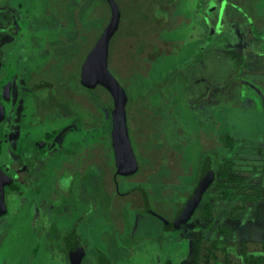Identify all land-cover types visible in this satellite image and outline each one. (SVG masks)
<instances>
[{"label": "rangeland", "instance_id": "1", "mask_svg": "<svg viewBox=\"0 0 264 264\" xmlns=\"http://www.w3.org/2000/svg\"><path fill=\"white\" fill-rule=\"evenodd\" d=\"M21 1L20 8L27 9L31 17L32 26L29 32L32 35H29L30 41L25 50L27 58L23 61V65L20 62L18 66L16 62L17 70L26 73V78L30 79L29 86L39 83L40 80L53 84L50 91L44 89L33 94L34 117L40 119V104H46L53 109L57 104L63 107L62 103H66L64 107L67 108L61 110L63 113L74 110L81 117L87 118L88 114L82 111L84 109L79 108L78 102L70 101L67 95L70 93L69 89H74V85L78 82L79 68L86 52L95 43L109 20L110 15L106 11L104 2L102 0ZM200 1L115 0L122 16L119 30L110 41L108 68L129 96L126 106L127 125L140 167L135 176L118 179V189L120 192H126L136 186L142 187L148 194L152 208L160 215L169 218L190 192L205 161V158L204 160L202 158L204 151L208 152L211 158L214 157V145L207 146L206 150L201 149L199 145L201 141L198 138L199 133L204 131L208 136L228 135L242 145V150H237L230 156L234 160L233 169L237 175L248 179L250 189L255 190L261 184L262 190L255 203L242 205L217 199L209 201L211 218L195 217L175 234H168L171 236H157L161 229L160 224L148 215H134L131 221H126L125 227L114 219L110 222L112 227L110 226L107 243H110V238H113L112 242L118 243L117 238L120 239L121 233L125 230L137 233L139 238L149 237L147 240L137 242L138 248L132 250L131 262L126 261V264H165L166 261L171 264H241L243 256L260 257L261 264H264V173L261 174L264 158L257 153L259 149L264 150V48L259 51L264 44L251 42L253 32L245 18L247 16L259 33H264V0H203L204 6L205 3H211L212 8L209 12H212L213 19L222 10L223 23L218 29L225 31L223 37H227L229 45L225 48L221 43L218 48H225L229 56L230 53L234 57L240 55L238 57H241L240 64L237 65L232 64L230 59L218 58L217 54L213 55L209 52L207 55L210 58H206L205 55L199 64H195L194 55L199 46L207 40L210 32V27H205L206 16L202 13L197 14L201 12L198 6ZM3 2L4 0H0V3ZM12 5V9L16 7L15 4ZM5 7L6 5H0V11ZM236 8L242 9V12L237 13L239 16L237 18L240 22L238 24L244 25L243 40L248 42L250 48L257 49L255 51L258 52V56L253 55L251 50H245L246 43H240L239 34L235 29L229 28L230 23L234 22L231 14ZM44 12H50L52 17L49 20L54 21H47V18L43 17ZM4 17L5 12H0V45L6 55V51L11 46H15L20 39V33H18L19 28H14L6 34ZM210 22L212 23V20ZM18 23L23 26L22 23ZM54 23L56 26H61L57 32H54V29L48 30L47 27L40 30V26L50 24L53 26ZM55 35L60 39L56 41L66 43L59 52L56 51L60 55H55L56 60L53 62L49 60L50 54H47V57L40 54V45L43 44L42 41L54 39ZM42 47L45 52L50 51L49 46L43 44ZM241 50L247 52L241 53ZM67 52L69 53L62 54ZM184 65H189L185 71L188 75L194 76L192 72L193 70L196 72L197 68L201 70L194 78L190 77L188 88L189 91L195 89L192 85L193 81L197 86L199 85L202 97L201 100L199 97L196 98H199L197 101H201V104L188 105L186 98L187 95L189 96V91L184 90L185 92L180 95L182 85L178 84L174 87L176 94L170 98L173 99L172 106L168 108L164 105L166 95H160V81L172 70L180 69ZM226 66L236 70L231 72ZM229 79L232 81L229 82ZM17 89L23 92L24 86L20 85ZM98 94L105 95L101 89L98 90ZM191 99L193 101L195 98L190 97L189 100ZM29 101L31 100L25 98L22 100L23 114L32 111V106L28 105ZM49 101L51 104L47 103ZM99 109L96 104L97 112L93 113V125L97 128L92 131L94 145L92 155L88 153V157L62 162L73 178L77 171L86 168L88 159L92 163L98 161L97 163L102 167L103 163H108V160L104 161L101 156L107 152L104 148L106 153L101 150L103 138H99L104 135V130L99 128L102 122ZM175 113L178 114L180 126L186 131L185 135L190 139L191 144L177 143L171 152L168 151L170 153L168 155L167 151V154L162 153V144L168 140L169 134L175 131V123L174 120L172 121L173 117H176ZM10 115H12L10 118L0 123L4 145L8 148L16 137L12 134L15 113ZM28 122L32 125L34 121L30 119ZM148 129L154 135L152 141L160 142L155 146L153 155H149L151 152L143 149L142 144L143 134L149 131ZM71 130L79 132L77 121L73 123ZM180 133L183 134V131L181 130ZM156 135H161V138L157 140ZM183 136H180L182 141ZM32 138L30 136L23 143L24 151L31 148ZM80 139L81 136L71 133L66 142L74 145L79 143ZM147 157H153V160ZM154 163L160 168V174L157 176L148 173V167H154ZM46 170V176L42 180L44 185H48L53 180V174L49 179L50 171L53 169L48 166ZM69 180V177L58 182L56 180L53 183L56 187L51 190L49 197L62 200L68 195L65 192ZM38 184H40V172L35 176L34 181H29L30 191L24 199L23 207L14 215L15 218L7 219L5 225L0 223V238L5 239L9 234L2 243V253L8 251L11 260L18 259L20 264H58L56 259L48 258L46 255L41 256L42 246L39 240H35L30 229L22 225L21 217L28 219L24 222L29 223L28 217H31L40 202V196L34 192ZM90 185L91 190H96L95 175ZM105 194L104 191L94 198L105 204L107 200ZM121 199L128 201V197ZM104 209L107 212L112 211L109 204H106ZM10 211L12 212V209ZM56 225L58 228H64L63 226L66 225L69 227L70 223L66 224L64 220H58ZM37 227L39 228L37 233H40V222ZM8 258H3L1 264H10Z\"/></svg>", "mask_w": 264, "mask_h": 264}, {"label": "flooded vegetation", "instance_id": "2", "mask_svg": "<svg viewBox=\"0 0 264 264\" xmlns=\"http://www.w3.org/2000/svg\"><path fill=\"white\" fill-rule=\"evenodd\" d=\"M102 1L106 6V11L109 12L110 15L108 3L106 0ZM199 3L198 6L201 12H197V14L202 13L203 15L205 12L204 1L201 0ZM12 4L16 5V7L13 9L11 8L13 7ZM0 5H6V7L0 11L5 12L4 21L5 26L7 27L4 29V31H6V34L12 31L14 28H19L18 33H20V39L17 40L15 46H11L10 49L6 51L7 56L0 45V74H2L0 78V123L10 118L12 116L10 115L11 113H15L13 120L14 132L11 133L16 135L10 147L8 148L4 145L3 136L0 132V167L3 173L9 178L8 183L3 186V205H0V223L5 225L6 220L14 217L18 209L23 207L24 199L30 191L28 183L31 180L34 181L35 176H37L39 172L40 184L37 185V188L34 192L40 196V202L38 203L36 210H33L34 212H32L31 217H28L30 218L29 223L24 222L28 219L21 217L23 222L22 225L27 227L28 230L30 229V232L33 234L35 240H39L40 246H42V249H44L42 252V249L40 250L41 256L43 257L46 255L48 258L56 259L58 264H126V261L131 262L132 250L138 248L137 242L141 240H147L149 237L143 236L142 238H139L137 233L128 232L125 230V232L121 233L122 237L120 239L117 238L118 243L112 242L113 238H110V243H107L110 226L112 227L110 222H113L114 219H117V221L122 223L125 227L126 221H131L134 215H148L156 219L160 224L161 229L157 236H171L168 234H175V232L179 231L187 222L195 218H188L186 220L183 219L185 213H187L191 207H194V209L198 210V207L203 201L204 195H202L201 199H199L197 202L194 200V202L191 203L194 198L193 195H195V189L199 182L203 164L200 167L197 180L191 187L190 192L185 196L184 202L179 205L175 213H173L169 218L160 215L152 208L149 202L148 194L142 187L136 186L126 192L119 191L118 179L135 176L139 172L140 167L132 147V151L138 166L137 171L130 175L118 172L111 140V111L113 107V101L111 108L99 106L102 116V122L99 128L104 130V135L99 139L103 138L101 141V150L104 148L107 152V154H102L101 156L104 161L107 159L108 163H103L104 166L102 167L97 163L98 161L92 163V161L87 158L88 163L83 171H77L74 178L73 176L69 175V171L64 168L65 164H62V162H70L73 161V159L76 160L78 158L88 157L87 154L89 153L92 155L93 152L94 145L92 143V131L97 128L95 127L96 125H93V113L97 112L96 105L94 106L93 104V91L90 88H86L84 86H82L83 88H79L80 86H78L76 83V85H74V89L70 87V93L67 95L70 101L73 100L78 102L80 105L79 108L84 109L82 111H85V113L88 114L87 118L81 117L78 112L76 111V113L74 110L69 111V113L67 112L68 114L63 113L61 110L67 108L64 107L66 103H62L64 108L62 105L57 104L55 106L56 108L53 109L46 104H40V119L38 120V118H35L33 94L44 89L50 91L53 88V84H51L49 81L40 80L39 83L29 86L28 82L30 79L26 78V73L21 72V70H17L16 62L18 63V66L20 62V64L23 65V61H25V58H27V53L25 50H27L28 43L30 41L28 40L29 35H32L29 32V29L32 26L30 21L31 17L28 15L29 11L27 9L24 7L20 8L22 5L21 0H4V2L0 3ZM219 12H222V10ZM238 12H242V9L240 10L236 8V10H234V12L231 14V17L233 18L232 20H234L231 29L236 30V32L239 34L237 35L240 37V43H243L245 42L243 40L244 37L242 32L244 25L238 24ZM121 16L122 15L120 12V20ZM43 17L47 18V21H54L49 20L52 17L50 12H44ZM245 18L252 30V22L249 21L247 16H245ZM109 20L106 26L100 32L97 40L107 27ZM18 22L22 23L23 26L21 27ZM46 27L48 30L54 29V32H57L58 29L61 28V26H56L54 23L53 26H51V24L40 26V30H44ZM79 31L81 32V29H79ZM252 35L253 37L255 36L254 33ZM41 37L42 35L40 33V38ZM113 37L110 39V41L113 39ZM253 37L251 42L253 41ZM57 39L60 40L59 36L55 35L54 39L42 41L43 44L49 46V52L48 50L45 52V49L43 47L41 48L43 44L40 45V54L42 56L46 55V57L47 54H50L49 60L53 62L56 60L55 55H60L59 53H56V51L59 52L60 48H63L64 43H66L63 41L58 42L56 41ZM97 40L95 43H93L89 51L86 52L82 64L86 56L96 44ZM204 43L200 45L199 48L203 46ZM245 43L247 45L245 50L248 49L252 51V47L250 48V46L247 44L248 42ZM245 50H241V53H243ZM68 53L69 52L62 54ZM108 60L109 49L107 67ZM82 64L78 72L79 80H81ZM22 65L21 67L23 68ZM22 75L23 77H21ZM112 76L114 77V75ZM20 80H22L21 83ZM20 85L24 86L23 92L21 89H17ZM18 91L21 92L19 95ZM23 98L31 100L28 102V105L32 106V111H24L26 114L22 113ZM47 103H50V101ZM22 115L24 116L23 118ZM30 119L34 121L32 125H30L28 122ZM75 121L78 122V127L80 129L79 132H73L74 130H71V127ZM25 123L26 125L24 126ZM71 133L81 136L80 141H78L79 143L73 145L66 142ZM30 136L33 137L31 148L24 151L23 143ZM108 136L110 138L111 149L109 148ZM29 154L31 156H29ZM154 159H156V157ZM48 166L49 168L53 169V171L49 170V179L53 174V180H51L48 185H44L42 180L46 176L45 174L47 172L46 169ZM151 169L152 168L148 170L149 175L151 174L152 176H157V174H160L159 170L157 171L155 169ZM93 175L96 176V190H91L90 184ZM76 176H78V178H75ZM68 177L70 180L65 192L68 193V195L64 196L62 200L60 198L56 199L55 197H49L51 190L56 187L53 185V183H55L56 180L58 182L60 180L67 179ZM212 184L213 182L206 188V190H209ZM104 191L106 192L105 195L107 196L105 204H103V201H99L98 199L96 200L94 198ZM123 197H128V201H123L121 199ZM145 198L147 199L152 213L147 212L145 209ZM189 202L191 204L188 205ZM106 204L110 205L112 211L107 212L104 209ZM11 209L12 212L10 211ZM106 212L107 214H105ZM58 220H64L66 224L70 223L69 227L66 225L63 226L64 228H58L56 225ZM39 222L40 233H37L39 230L37 227ZM92 224L96 225V229ZM2 234L6 235V233ZM8 237L9 234L6 236V238ZM168 238L170 239V237ZM5 239L0 238V264L3 262V258L5 257H9L8 259L10 264H20L18 259L11 260L8 251L4 252L6 254L2 253V243L5 241ZM103 240L106 242H103ZM165 264L171 263L166 261Z\"/></svg>", "mask_w": 264, "mask_h": 264}, {"label": "trees", "instance_id": "3", "mask_svg": "<svg viewBox=\"0 0 264 264\" xmlns=\"http://www.w3.org/2000/svg\"><path fill=\"white\" fill-rule=\"evenodd\" d=\"M137 1V0H134ZM205 12L204 15L205 17V27H210V32L208 33V40L204 43L203 46H201L200 48L197 49L195 56V64H199L200 60L202 58H204V56L206 55V58L210 56L207 55V53H212L217 54L216 56L218 58H227L230 59L232 64L237 65L240 64L239 60L240 58H238L240 55H236L235 57L233 55L229 56V53L226 52L227 46L229 45V42L227 40V37H223L224 32L218 29L223 23V12H219V14H217L215 16V18L213 19L212 16V12H209V10H211L212 5L210 2L205 3ZM212 20V23L210 22ZM229 20H231V17L229 18ZM228 23H230L228 21ZM227 23V26H228ZM233 25V23H230L229 28H231ZM252 32L254 33V37H253V41L254 42H260L264 44V33H259L258 30H256L255 27L252 28ZM215 42V43H214ZM223 43L224 44V49L222 48H218V46ZM110 46V45H109ZM263 49L260 48L259 51H261ZM110 50V47H109ZM257 49H252V54L258 56V52H256ZM222 51V52H221ZM245 53L247 51H244ZM243 52V53H244ZM189 65H184L182 67H180V69H174L171 71V73H169L167 76H165L163 78V80L160 81V95L161 96H165V100H166V104L164 103L165 106H167L169 108V106L171 107L172 105V100L170 99L173 97L174 94H176V91H174V87L176 85H182V93L180 95L183 94V92H185L184 90H186L187 92L189 91V87H190V77H192L193 75L190 74V71L188 75L185 71L186 68ZM109 69V68H108ZM226 69H230L231 72H234L236 69L235 68H231L226 66ZM200 69L197 68V71L195 72L193 70L192 73H194V76H197L198 73H200ZM229 78H230V74H229ZM118 81V80H117ZM232 80L229 79V82H231ZM193 81L194 85V90H190L189 91V96L187 95V103L190 106H199L201 104V101L198 102L197 99H199L200 97H202V91L199 90L197 83ZM77 85L80 86L79 88H83L82 86L86 87L82 80H79L78 78V82ZM196 85V87H195ZM88 88V87H86ZM93 91V104L94 106L97 104L100 107H112V98L110 97L109 93L102 88L101 86H95V87H91L90 88ZM103 90V92L105 93L102 94V96H100L98 94V90ZM124 89V88H123ZM180 90V91H181ZM125 91V89H124ZM165 93V94H164ZM98 94V95H97ZM125 94L127 96V103L126 106L128 104V94L125 91ZM96 96V97H95ZM190 97H194L195 99L192 101L189 100ZM199 97V98H196ZM163 98V97H162ZM201 100V98L199 99ZM185 102V100H184ZM126 106H125V110H126ZM164 106V107H165ZM176 115V117H173L172 121L174 120L175 123V131H173L172 133L169 134V138L168 140H165L163 145V151L162 153H167L168 151L171 152L173 150L174 145H176L177 143L180 145H190V139L188 137H186V131L184 130L183 127L180 126V122H179V116L178 114H174ZM168 116V115H167ZM172 115L170 114V119H171ZM126 118H127V112H126ZM127 123V120H126ZM128 127V125H127ZM149 131H146L143 134V149L145 150H149V155H153L155 153V146H157V144H159L160 142H153L152 138H153V134H151L150 129H148ZM183 131V134L180 133V131ZM128 135H129V139L131 141V137L129 134V129H128ZM184 135V136H183ZM157 136V140L161 138V135H156ZM180 136H183V141L180 140ZM167 137V136H166ZM109 138V136H108ZM188 142H187V139ZM199 140H201L199 143L201 149H205L207 146L210 145H214V153H213V158H211L208 154V152L204 151V155H203V160L204 158H206V156H208L211 159V169L214 172V179H213V184L211 186V188H209V190H206L203 195V201L199 207L198 210L194 209V207H191L189 209V211L187 213H185L184 216V220L188 219V218H193V217H200L202 219H209L212 217L211 215V205L210 202L213 199H217L223 202H227V203H231V202H237V203H241L242 205H245L247 203H255L258 200V197L260 195V191L262 190L261 184L258 185V188L255 190L250 189V187L248 186V179L244 178L242 176H239L235 173L233 167H234V160L230 157L233 152L237 151V150H242V145L236 143L234 140H232L228 135H222L219 137L216 136H208V134H206L204 131L199 133L198 136ZM132 144V142H131ZM133 147V146H132ZM109 148L111 149L110 146V138H109ZM134 150V149H133ZM111 151V150H110ZM167 151V152H166ZM208 151V150H207ZM145 152V151H144ZM168 152V154H169ZM257 153H259V156H263L264 158V150H257ZM143 154V153H142ZM147 159H153V157L148 158ZM157 160V159H155ZM151 167H148V169H150ZM159 170V166L157 168V165L155 166L154 163V167H152L151 170ZM152 172V171H151ZM264 173V160H263V170L261 171V174ZM197 180V177H196ZM195 180V182H196ZM194 182V183H195ZM223 252H225V250H223ZM255 257V256H254ZM253 256H249V258H246L245 256H243V261L241 264H255V262H257V264H261L262 262V258L260 257H255ZM248 259V260H247Z\"/></svg>", "mask_w": 264, "mask_h": 264}, {"label": "water", "instance_id": "4", "mask_svg": "<svg viewBox=\"0 0 264 264\" xmlns=\"http://www.w3.org/2000/svg\"><path fill=\"white\" fill-rule=\"evenodd\" d=\"M110 9V20L96 44L86 56L81 68V80L88 87L101 86L110 95L113 101L111 111L112 129L111 140L113 153L119 173L133 174L137 171V163L132 151L126 123L127 96L118 81L112 76L107 67L109 42L118 30L120 12L114 0H106ZM214 173L210 168V159L207 157L201 169L195 195L191 201L197 202L205 192L206 188L213 182ZM9 178L0 167V205H3V186L8 183ZM190 202L188 203L191 204ZM145 209L152 213L145 198Z\"/></svg>", "mask_w": 264, "mask_h": 264}]
</instances>
